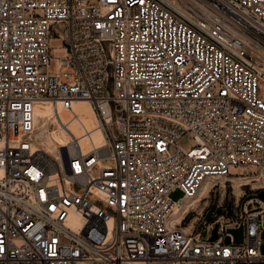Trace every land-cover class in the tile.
Wrapping results in <instances>:
<instances>
[{"label":"built area","instance_id":"2783aa9c","mask_svg":"<svg viewBox=\"0 0 264 264\" xmlns=\"http://www.w3.org/2000/svg\"><path fill=\"white\" fill-rule=\"evenodd\" d=\"M75 100L97 142L59 117ZM263 217L264 0H0V264H264Z\"/></svg>","mask_w":264,"mask_h":264},{"label":"bare ground","instance_id":"6f19581e","mask_svg":"<svg viewBox=\"0 0 264 264\" xmlns=\"http://www.w3.org/2000/svg\"><path fill=\"white\" fill-rule=\"evenodd\" d=\"M41 103L40 106L36 105L33 109L34 118L36 123L35 137L38 139L42 147L49 153L53 154L56 151V146H62L68 140V136L60 126H55L52 131L46 128L47 121H53V111L49 101H35L34 103ZM33 103V104H34ZM35 105V104H34ZM38 108L43 111L38 112ZM57 111L61 120L66 121L67 127L73 134L78 137V142L84 144L89 136L94 142L99 139L98 128L95 127L96 119L94 112L87 100H75L72 101L71 110H65L57 104ZM38 115H42L44 118L39 121ZM81 123L89 130L88 133L82 134ZM82 134V135H81ZM207 181L201 183L197 190V194L189 202L192 206L197 203L200 196H203L206 192ZM199 194V195H198Z\"/></svg>","mask_w":264,"mask_h":264},{"label":"rangeland","instance_id":"374dc122","mask_svg":"<svg viewBox=\"0 0 264 264\" xmlns=\"http://www.w3.org/2000/svg\"><path fill=\"white\" fill-rule=\"evenodd\" d=\"M65 26V23L62 21H56L53 22L51 24L49 33H48V37H47V54L50 57L49 58V66L47 68V71L49 73L53 72L54 70V58L55 57H59L61 55L64 54V48L62 47L63 42L60 38L62 30ZM35 104V105H34ZM33 104V109L35 107H37L36 105L40 106L41 103L37 102ZM43 111V109L38 108V112ZM44 117L42 115H38L37 119L39 121H41ZM37 123V122H36ZM53 128L49 129L50 131H52ZM176 142L184 147V148H188L191 145H193V140L191 138V136L187 133H182L176 140ZM242 169H246L248 172H254V167L253 166H247V167H241L238 165H228L227 167V171L230 174H239L242 172ZM218 182V181H217ZM233 191L236 193L237 192V188H235ZM181 195V191L178 188L173 189L172 191L169 192V197L172 199H177L179 196ZM199 195V194H198ZM207 201H210V197L209 198H204L202 197L200 199V201L197 203V208L199 206H202L203 204H205ZM190 217V213L188 215V218ZM188 218H185L186 220L184 221V223H188L189 220H187ZM263 224H264V217H263ZM183 225V224H181ZM189 225V224H187ZM189 227L186 226V230ZM258 238H259V244H258V251L262 254H264V228L260 229L259 233H258ZM194 264V263H192Z\"/></svg>","mask_w":264,"mask_h":264},{"label":"water","instance_id":"95a60500","mask_svg":"<svg viewBox=\"0 0 264 264\" xmlns=\"http://www.w3.org/2000/svg\"><path fill=\"white\" fill-rule=\"evenodd\" d=\"M258 194H259L260 196L263 195V193H262L261 191H260ZM226 210H227V213H228V212H229V211H228V205H226ZM204 217H205L206 219H209L208 211L205 212ZM230 231L232 232L233 240H234V241H239V240H240V227H237V228H234V229H230ZM227 240H228V237L225 235V236L223 237V241H224V242H227Z\"/></svg>","mask_w":264,"mask_h":264}]
</instances>
